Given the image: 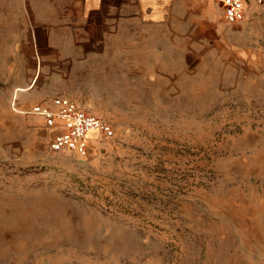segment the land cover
Segmentation results:
<instances>
[{"label":"rangeland","instance_id":"obj_1","mask_svg":"<svg viewBox=\"0 0 264 264\" xmlns=\"http://www.w3.org/2000/svg\"><path fill=\"white\" fill-rule=\"evenodd\" d=\"M50 5L0 0V264H264V2L91 62L32 58ZM66 97L87 155L31 112Z\"/></svg>","mask_w":264,"mask_h":264},{"label":"crops","instance_id":"obj_2","mask_svg":"<svg viewBox=\"0 0 264 264\" xmlns=\"http://www.w3.org/2000/svg\"><path fill=\"white\" fill-rule=\"evenodd\" d=\"M49 12L50 22L34 25L28 42L32 58L45 62L133 55L145 44L153 54L184 28L221 29L225 19L215 0H51Z\"/></svg>","mask_w":264,"mask_h":264},{"label":"built area","instance_id":"obj_3","mask_svg":"<svg viewBox=\"0 0 264 264\" xmlns=\"http://www.w3.org/2000/svg\"><path fill=\"white\" fill-rule=\"evenodd\" d=\"M223 6L226 22L238 24L248 14L249 0H215ZM263 3L264 0H256ZM56 109L43 104L34 105L31 112L49 121H58L62 131L50 142L53 150L68 148L80 155H87L89 145L96 135L110 137L112 126L102 117L79 106L66 97L57 100Z\"/></svg>","mask_w":264,"mask_h":264}]
</instances>
